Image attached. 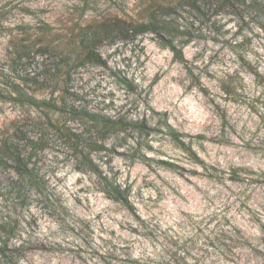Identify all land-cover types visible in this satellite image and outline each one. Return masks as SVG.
<instances>
[{"label": "clouds", "instance_id": "obj_1", "mask_svg": "<svg viewBox=\"0 0 264 264\" xmlns=\"http://www.w3.org/2000/svg\"><path fill=\"white\" fill-rule=\"evenodd\" d=\"M178 2L35 0L33 8L36 19L31 22L35 24L37 19L45 17L49 18L50 23L55 22L54 31L60 34L57 44L65 57L64 63L59 65L56 79L50 81L52 87L43 93H36V96L38 100H54L58 106L67 102L78 110L87 108L92 111L90 101L93 98L86 95L87 88L76 86L83 83L79 78L84 75L87 65L107 61V54L118 48L140 46L145 38L152 40L162 50L175 48V64L182 65L189 75L181 82L185 92L180 93L177 89L168 100L177 113L187 114L183 97L189 92L203 105L200 118L196 121L198 127L193 129L192 125L188 126V131L193 134L186 144L200 158V163L193 161L185 164V161H191L187 152L168 153L167 156L175 163L184 164L196 170L198 175L209 178L206 184L198 186L201 193L199 206L193 207L182 192L177 191L173 195L156 182L157 191L170 200L175 199L170 213L161 217L157 211L158 200L153 199L144 201L146 210H140L142 219L139 221L125 216L122 225L117 227L115 224L109 226L106 218L96 219L98 210L91 207V196L103 189L111 197L106 182L120 185L121 195H124L125 185L124 176L108 163L117 157L109 151L93 150L89 145L95 143L110 149L118 139L116 146L129 156L125 161L128 168L137 163L131 157V153H136L147 165L144 171L148 180H154L153 172L160 173L161 157H154V153L164 149L154 143L161 139L157 136L133 134L128 138L121 132L116 137L105 139L97 129L92 128L85 134L90 136L88 143H82L78 151L69 149L67 145L61 147V141L55 145L49 144L43 150L41 147L35 148L36 154L29 168L36 171L44 188L26 180L21 181L13 168L5 173L12 182L20 181L21 186L11 192L5 189L4 195H0V225L7 226V230L0 229V264H264V14L246 10L241 17L229 10L227 14H213L210 20L205 21L203 17L194 19L187 11L181 12L187 21L196 23L206 36L203 42L198 39L192 41L202 56L190 60L183 59L181 55L186 39L165 27L166 21L175 20L182 32L187 26L186 20L167 15L161 10L174 7ZM215 7L216 4H213ZM237 7L245 9L246 5L239 4ZM150 13L155 14V20ZM216 21L225 25L227 32V35L219 37V45L212 42L217 36L212 30V24ZM249 39L251 43L246 44L245 41ZM225 41L230 43L235 54L229 55L231 63L222 72L213 71L215 79L212 83L216 86L204 95L199 89L205 87L207 73L222 67L210 63V58L224 48ZM239 56L251 62L257 75L241 66V61L237 59ZM107 63L109 67L105 68V73L124 67L113 61ZM237 69L238 77H243L247 87L242 90L237 86L231 94L221 91V85L230 83L228 74L235 75ZM152 95V89L145 82L139 85L134 97L130 95L127 100L118 99L115 106L101 105L94 111L100 112L102 109L103 114L114 121L121 117L140 120L148 116V108L154 103ZM225 96L236 102L235 106L240 108L244 118L242 121L236 122L230 115H223ZM217 105L220 107L217 108ZM128 109H132V112L129 113ZM33 115L39 116V113ZM48 115L55 121L59 114L48 112ZM157 119L149 116L150 123ZM183 119L181 116L180 120L171 123L177 126ZM61 123L72 131L79 128L81 133L89 127L87 121L76 123L70 118ZM178 131L183 132L184 129L178 127ZM197 134L218 144L230 142L234 151L209 150L210 145L197 139ZM180 139L183 141L185 137L182 135ZM33 140L39 144L40 134L34 135ZM124 140H127L126 144ZM57 148L60 150L56 151ZM29 151L33 149L29 148ZM85 156L88 161H85ZM69 160L75 168H79L78 172L71 166L65 168ZM70 172L71 176L68 175ZM82 173L85 174L83 182L74 186L73 180ZM135 187L143 188L141 185ZM9 188H12L11 183ZM144 195H153L151 187L144 191ZM17 196L26 200L24 207L18 206ZM102 225L105 231H98ZM113 229L114 235L111 234Z\"/></svg>", "mask_w": 264, "mask_h": 264}, {"label": "rangeland", "instance_id": "obj_2", "mask_svg": "<svg viewBox=\"0 0 264 264\" xmlns=\"http://www.w3.org/2000/svg\"><path fill=\"white\" fill-rule=\"evenodd\" d=\"M249 1L247 0L245 4L246 8L241 9L237 5L243 3L237 2V0H198L197 5L199 8L189 5L188 0H179V2H184L182 6L166 10L164 13L186 20V17L181 15V12L187 11V14L193 16L194 19L203 17L205 21L210 20L213 14H219L220 12L227 14L229 10L232 14L241 17L246 10L264 14V3L250 4ZM34 2L35 0H0V146L3 139L15 134L21 140L20 143L24 151L26 149V146H23L25 142L23 137L25 135L33 138L34 135L39 133L41 142L38 147H41V150L49 144L55 145L57 141H61V147H64L67 142L61 129H70L62 124L61 121L66 118L73 119L76 123L87 121L86 118L84 119L81 116H74L72 111L77 108L70 106L67 102L58 106L54 100L37 99L36 93H43L52 87L50 81L56 79L59 73V65L64 63L65 57L59 50L60 45L57 44V41L60 40V34L54 31L55 22L50 23L47 17L37 19L35 24L31 22L32 19H36L33 8ZM213 4H216L215 8H213ZM185 5H187V8H185ZM41 15H43V12ZM169 24L173 27L172 29H178V32L175 31L174 33L184 37L187 41V43L181 41L184 43L186 59L195 60L200 58L202 52L196 50V45L192 44V41L198 39L203 42L206 36L197 27V24L186 20L187 26L182 32L176 26L175 20L169 21ZM224 29L225 25L219 21L212 24V30L217 33V36L212 40L213 43L217 45L221 43L219 37L227 35ZM245 43L250 44V39L246 40ZM225 49L228 51H225ZM230 54L234 55L235 52L230 43L225 41L224 48H220L210 58V63L214 62L222 65V67L210 70L207 73L206 83L201 81V83H205V87L199 89V91L204 95H207L216 86L212 83L213 79H215L213 71L222 72L231 63ZM237 59L241 61L242 67L248 69V72L257 75L251 66V62L245 61L243 56H239ZM175 60L172 50H162L152 40L145 38L140 46L131 49L125 46L123 49L118 48L114 52L107 54V61H113L117 65L123 64V69L105 73L104 70L109 65L107 61L100 60L96 65L90 64L85 67L84 75L79 78L83 83L76 85L81 89L87 88L86 95L93 98L90 101L93 112H95L94 109L101 108V105L104 107L115 106L118 99L127 100L130 95L134 97L139 85L145 82L153 93L152 99L154 103L148 108V116L142 117L141 120L146 119L148 125L154 127V129L148 134L129 130L124 134L128 138H131L133 134L161 138L154 141V143L161 145V149H164V151L154 153V157H161L159 160L161 165L160 173L156 174L153 172L154 180H148L147 172L144 171L147 165L136 153H131V157L136 159L137 163L129 169L125 163L129 158L128 154L120 151L117 147L118 152L112 153L117 159L112 160L110 164L112 169H118V174L124 176L123 183L129 191L130 208L111 198L103 189L96 191L90 199L91 207L98 210L96 219L104 220L106 218L109 226L115 224L120 227L124 222L125 216L135 218L137 221L141 220L142 217L139 212L140 210H146L144 204L146 200H158L157 211H159L161 217L166 213H170V210L175 205V199L170 200L164 197L162 192L157 191L156 182H159L166 191H170L173 195L177 191L182 192L183 196L187 198L193 207L199 206L201 193L198 186L206 184L209 178L198 175L196 170L185 167L184 164L175 163V161L168 159L167 156L168 153L179 154L187 152L191 157V161H185V164H190L193 161L200 163L193 158L192 151L173 140L165 125L167 122L177 131L178 127H182L184 131L181 133L184 134V141L187 144V139L193 134L188 131V126L192 125L193 129L198 127L196 121L199 120L200 109L203 107L198 98L189 92L183 97L187 114L177 113L172 109L168 97L174 95L177 89H179L180 93L185 92L184 85L181 82L189 75L182 65L175 64ZM5 68L8 69L7 72L4 71ZM238 72L239 69H237L235 75L228 74L230 83L221 85V91L231 94L237 86L242 90L247 87L243 83V77H238ZM65 92H67V89H65ZM241 94H244L243 91ZM31 98L39 101L38 104L29 102L28 100H31ZM223 99L225 105L223 115H230L236 122L242 121L244 118L240 114V108L235 106L236 102L228 100L227 96ZM121 106L123 107L124 105ZM219 107L217 105V108ZM80 110H83V113L91 112L87 108H81ZM48 112L59 114L58 118L54 121L53 117L48 115ZM100 112L103 113V110L101 109ZM128 112L131 113L132 109H128ZM33 113H39V116H34ZM149 116L159 119L150 123ZM181 116L184 117L181 124L174 126L171 121L180 120ZM76 131H80V129L77 128ZM83 132L85 134L89 133V127L84 128ZM166 133L167 139H165ZM197 139L206 141L210 145L209 150L212 151L225 153L234 151L233 144L230 142L218 144L215 141H207L206 137L200 134H197ZM116 143H119L118 139ZM126 143L127 140H124V144ZM55 150L59 151L60 149L57 148ZM151 150L152 148L149 146V151ZM202 150L204 149L202 148ZM35 154V152L32 154V158ZM61 156H63L62 152ZM154 157H149V159H154ZM9 161L11 160L9 159L7 163L0 162V195H4L5 189L11 192L21 186L18 181V183L12 182L10 177L5 176L8 169L13 168L12 163H9ZM61 162L63 163V160ZM169 163L173 166H170ZM70 166L73 167L74 171H79V168H75L71 160H69L68 164H65V168ZM149 171L152 170L149 169ZM68 175L71 176V172ZM84 175L82 173L81 176L76 177L73 180V185H80L83 182ZM37 179L39 183L37 185L40 188H44L45 185L41 179L38 177ZM10 183L12 188H9ZM89 183L91 184V181ZM136 185H141L143 188H137L135 187ZM149 187H151L153 195L145 196L144 191ZM80 191L83 192L84 189L81 188ZM17 200L19 207L26 205V200H21L19 196H17ZM13 210H15V207ZM118 221L119 223H117ZM18 223L17 221L16 226H18ZM98 231H105L103 225ZM114 232L115 230L113 229L111 234L114 235ZM100 239L102 240L103 236Z\"/></svg>", "mask_w": 264, "mask_h": 264}, {"label": "trees", "instance_id": "obj_3", "mask_svg": "<svg viewBox=\"0 0 264 264\" xmlns=\"http://www.w3.org/2000/svg\"><path fill=\"white\" fill-rule=\"evenodd\" d=\"M228 1V0H225ZM235 1V0H231ZM198 0H188V4L192 5L194 7H198L197 5ZM237 2L246 4L247 0H237ZM235 3V2H233ZM250 4H261V0H250ZM184 2H179L176 4V6L172 7L169 6L167 8H162L161 10L164 12L166 10H172L176 9L179 6H182ZM187 4V3H186ZM153 20H155V14H151ZM165 27L170 31V32H178V29H172L173 27L170 26L169 21L165 22ZM174 30V31H173ZM174 53V57L176 58L177 55V50L175 48L171 49ZM182 58L186 59L184 55V48L182 49L181 52ZM31 103L38 104L39 101H37L34 98H31V100H28ZM72 114L75 116H81L82 118H86V120L89 122V132L91 131L92 128H95L98 130V134L103 136L105 139L108 138H113L116 137L118 133H126L128 130L129 131H136V132H141L148 134L150 133L154 127L149 126L147 123L146 119H140V120H127L124 117H121L119 120L114 121L110 117L104 115L102 112H84L83 110H78V109H73ZM167 126V131L170 134V136L178 142L181 146H186V141H181L180 137L184 134L175 130L170 124L167 122L165 123ZM63 132L62 134L64 135L67 145L69 149H75L79 150V147L82 143H88V140L90 139L89 137L85 136V133H81L80 131H72L70 130H65L61 129ZM23 140L25 141L23 143V146H26V149L24 151L23 147L21 146L20 139L16 137V135H11L9 138L3 139L1 141V146H0V162L2 163H7V161L10 159L12 161V167L13 169L17 172V174L21 177V181L26 180L27 182H30L34 185L39 184L38 179H37V174L35 173L34 169L29 168V164L31 163L32 160V154L35 152V148L40 146V143L37 144L36 141L33 140L32 137H28L25 135L23 137ZM41 142V138H40ZM117 143L115 142L113 146L110 149H106L104 145H96L95 143L90 144L89 146L93 150H99V151H109L111 153H116L117 151ZM29 148H32L33 151H29ZM28 149V150H27ZM28 151V152H27ZM193 158L195 160L200 162V159L196 156L195 152L192 151ZM85 161H88V157H84ZM111 159L108 161V163H111ZM90 163V161H89ZM170 166H173L171 163H169ZM93 169H95V165H92ZM98 171V169H95ZM20 183V181H18ZM17 182V183H18ZM106 188L111 192L112 196L111 198L121 202L124 204L126 207L130 208L131 202L129 198V191L126 186L123 188L124 195H121V187L120 185H112L110 183L106 182ZM106 192V191H105ZM108 194V192H106ZM109 195V194H108ZM0 229L7 230V226L5 225H0Z\"/></svg>", "mask_w": 264, "mask_h": 264}]
</instances>
